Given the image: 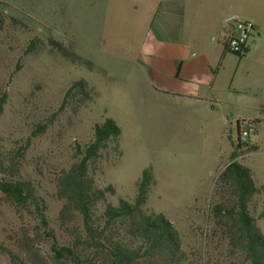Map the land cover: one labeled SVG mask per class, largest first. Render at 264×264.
I'll return each instance as SVG.
<instances>
[{
	"label": "rangeland",
	"instance_id": "rangeland-1",
	"mask_svg": "<svg viewBox=\"0 0 264 264\" xmlns=\"http://www.w3.org/2000/svg\"><path fill=\"white\" fill-rule=\"evenodd\" d=\"M153 2L0 0V96L8 94L0 116L2 152L27 140L37 124H48L44 135L32 139L20 172L45 201L48 229L42 228L34 207L19 208L0 193V244L17 255L18 264H53L47 232L59 245L81 235V217L62 214L57 180L73 163L75 143L89 142L95 124L105 120L122 134L119 148L96 165L95 181L115 188L108 199L117 205L120 199L133 201L138 180L151 169L156 184L146 207L163 213L179 232L186 254L181 264H248L231 248L225 228L211 212L219 202L216 179L235 149L237 123L260 120L247 142V148L257 145L258 151L244 155L242 148L237 161L251 169L261 188L251 212L264 235V55L257 53L264 36L255 35L245 58L226 51V84L216 100L175 101L157 92L149 78L151 65L144 62L149 57L141 53L155 28ZM242 9L250 10L248 5ZM36 37L44 45L26 55L27 44ZM51 39L67 53L55 52ZM81 79L90 100L78 107L68 99L59 111L69 87ZM0 264H12L10 256L0 254ZM68 264L106 261L84 251L79 261Z\"/></svg>",
	"mask_w": 264,
	"mask_h": 264
},
{
	"label": "trees",
	"instance_id": "trees-1",
	"mask_svg": "<svg viewBox=\"0 0 264 264\" xmlns=\"http://www.w3.org/2000/svg\"><path fill=\"white\" fill-rule=\"evenodd\" d=\"M3 25L4 19L0 18V30ZM42 45L41 38H33L24 53L33 54ZM49 45L57 53H67L66 48L52 39ZM68 99L75 101L78 107L90 100L87 82L81 79L72 83L59 111L65 109ZM7 100L8 94L4 92L0 96V116ZM47 129L48 124H37L27 140L6 152H2L0 139V193L19 208L34 207L45 230L48 229L45 201L38 196L30 180L21 178L20 172L32 139L44 135ZM121 134L120 127L105 120L95 124L89 142L75 143L73 163L58 176L56 196L63 203L62 214L75 212L81 217L83 231L68 245H59L52 232H47L53 240V264L79 261L84 251H93L106 264H181L184 261L186 254L181 237L172 221L163 213L146 207L150 189L156 184L151 169L144 170L138 180L133 201L120 199L117 205L108 199L115 194V188L112 185L100 187L95 181L96 165L109 150L119 148ZM247 146L235 141L231 162L216 179L219 202L211 214L217 224L225 228L232 249L239 250L248 264H264V235L258 228V218L251 212L252 202L260 196L261 188L251 169L237 161L238 150L241 153L244 148V155H248L259 149L257 145ZM0 254L9 255L12 264L20 261L2 244Z\"/></svg>",
	"mask_w": 264,
	"mask_h": 264
},
{
	"label": "crops",
	"instance_id": "crops-1",
	"mask_svg": "<svg viewBox=\"0 0 264 264\" xmlns=\"http://www.w3.org/2000/svg\"><path fill=\"white\" fill-rule=\"evenodd\" d=\"M243 5L249 6L248 13ZM153 6L155 28L141 53L149 57L144 62L151 65V76L149 70L147 74L157 92L175 101L211 102L223 92L227 52L220 42L226 18L252 19L258 25L256 35L264 36V0H154ZM257 53L264 55V47Z\"/></svg>",
	"mask_w": 264,
	"mask_h": 264
},
{
	"label": "built area",
	"instance_id": "built-area-1",
	"mask_svg": "<svg viewBox=\"0 0 264 264\" xmlns=\"http://www.w3.org/2000/svg\"><path fill=\"white\" fill-rule=\"evenodd\" d=\"M257 30L258 25L254 20L230 16L224 20L220 43L231 54L245 55ZM236 127L238 143L247 144L255 133V124L252 121H239Z\"/></svg>",
	"mask_w": 264,
	"mask_h": 264
},
{
	"label": "water",
	"instance_id": "water-1",
	"mask_svg": "<svg viewBox=\"0 0 264 264\" xmlns=\"http://www.w3.org/2000/svg\"><path fill=\"white\" fill-rule=\"evenodd\" d=\"M237 129V128H236Z\"/></svg>",
	"mask_w": 264,
	"mask_h": 264
}]
</instances>
